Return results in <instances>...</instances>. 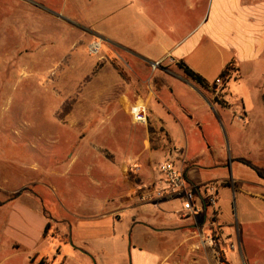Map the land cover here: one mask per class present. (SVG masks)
<instances>
[{"label": "crops", "instance_id": "crops-1", "mask_svg": "<svg viewBox=\"0 0 264 264\" xmlns=\"http://www.w3.org/2000/svg\"><path fill=\"white\" fill-rule=\"evenodd\" d=\"M2 1L9 8L22 3L29 8L42 5L54 19L74 23L103 39L107 53L128 59L123 60L127 77L111 61L98 71L93 67L91 89L105 84L106 92L97 88L91 97L96 102L106 101L105 113L98 114V103L96 115L92 111L86 123L82 110L74 111L68 119L72 122L67 125L70 130L89 133L82 136L84 146L72 162L85 155L84 168L95 188L81 190L79 197L86 200L68 207L67 215L49 213L52 223L68 227V237H45L53 247L30 258V264H94V260L97 264H169L167 257L152 246L158 234H191L198 240L192 247L209 250L211 256L207 258L219 264L215 251L201 243L211 233L213 211L207 199L212 194L209 187L215 184L219 209L215 228L226 244L227 264H240L233 255L237 250L232 252L227 247L237 236L221 217L231 197H236L241 220L264 219V177L255 169L264 170V92H247L244 79L246 69L250 71L264 57V3ZM25 9V14L30 11ZM26 20L25 31L31 30L25 37L32 40L38 33ZM160 60H164L161 66L153 69L152 64ZM181 64L201 76L206 85L189 77ZM233 73H237L236 84L244 83L243 92L231 91L224 80L215 84L218 77L230 78ZM119 86L123 87L121 92ZM82 93L81 100L87 99V93ZM136 103L145 105L147 125L133 123L129 109ZM168 160L181 168L196 188L202 212L195 220L180 217L178 196H156L162 189L160 168ZM132 161L137 170L130 168ZM50 166L49 162L46 168ZM35 179H43L41 184L47 186L43 175L37 174ZM32 187L33 178H26L16 188L0 178L1 191L31 195ZM41 195L43 191L37 190L36 196ZM239 250L244 263L240 244Z\"/></svg>", "mask_w": 264, "mask_h": 264}, {"label": "rangeland", "instance_id": "rangeland-1", "mask_svg": "<svg viewBox=\"0 0 264 264\" xmlns=\"http://www.w3.org/2000/svg\"><path fill=\"white\" fill-rule=\"evenodd\" d=\"M257 1L264 3V0ZM4 3H0V129H3L0 134V178L6 179L11 188L18 187L26 178H33L35 187L30 188L31 195L23 193L16 199H12V193L0 190V264H30V258L53 247L44 237L49 213L67 215V209L86 200L79 197L81 190L86 192L95 188L84 168L85 155L72 162L76 154L79 157L85 143L81 140L89 133L70 130L67 125L72 122L68 119L74 111L82 110L86 113L83 119L86 123L92 111L96 115L98 103L101 104L100 108L96 107L98 114H104L106 101L96 102L91 97L98 90L106 92L105 84L91 89L94 71L111 61L120 66L117 67L119 73L127 77L123 60L128 59L107 53L103 49V39L74 23L54 19V15L41 8L42 5L29 8L22 3L18 8L15 5L9 8ZM25 8L32 13L25 14ZM26 19L38 33L32 40L25 37L31 30L25 31ZM95 41L102 42L97 55L90 51ZM247 71L244 76L247 92H264V57ZM234 77L237 73L222 79L231 91L243 92L244 83L239 86ZM121 88L123 90L119 86L118 92ZM83 91L88 98L81 100ZM49 162L51 166L46 168ZM37 174L48 179L47 186L41 184L43 179H35ZM37 190L43 191V195L36 196ZM231 199L221 219L238 237L231 241L237 245L236 252L231 250L235 252L236 261L264 264V219L241 220L236 197ZM52 234L68 237V227L51 223L48 238ZM156 236L152 246L163 258L167 257L169 264H215L211 257L207 258L209 250L192 247L198 240L192 239L191 234ZM239 244L246 257L244 263ZM233 255L228 253L230 258Z\"/></svg>", "mask_w": 264, "mask_h": 264}, {"label": "built area", "instance_id": "built-area-1", "mask_svg": "<svg viewBox=\"0 0 264 264\" xmlns=\"http://www.w3.org/2000/svg\"><path fill=\"white\" fill-rule=\"evenodd\" d=\"M101 41H95L90 46V51L92 54L97 55L101 51ZM164 60H160L152 64L153 69H157L161 66ZM223 77H219L216 81V85H221L223 83ZM129 114L132 118V121L135 125H147L148 123V113L144 104L136 103L132 105L129 109ZM130 168L133 170H137L138 166L132 161ZM160 172L162 175V189L156 193V196L161 198L166 195L169 196H178L182 203V207L179 210V215L181 218H193L196 219V216L201 214V209L199 207V196L197 194L196 188L189 182L185 172L178 168L175 163L171 160L164 162L161 165ZM218 186L211 185L209 190L212 191V194L207 199V206L212 208V227L211 233L205 236L201 243L204 246H208L213 249L216 253V259L219 264L221 261V251L225 252L226 244L221 239L220 233L217 228H215L216 218L219 215L218 209V196L216 194ZM145 193H149L148 191ZM229 250L235 251L237 250V245L235 242H230L227 244Z\"/></svg>", "mask_w": 264, "mask_h": 264}, {"label": "trees", "instance_id": "trees-1", "mask_svg": "<svg viewBox=\"0 0 264 264\" xmlns=\"http://www.w3.org/2000/svg\"><path fill=\"white\" fill-rule=\"evenodd\" d=\"M180 67L183 68L184 71H185V73L189 77H191L193 80H195L197 83L201 84L202 86H205L206 85L204 79L201 76H199L198 74H196L195 72H193L190 68H188L186 66H183L182 64L180 65ZM228 70H229V68L227 70H225L222 75H225ZM255 169L257 170V172L259 173V175H261V176L264 177V170L263 169H260L258 167H255ZM20 194H21V192H18V193L13 194V198L12 199H15V198L19 197ZM1 205L2 204L0 203V206ZM51 219L52 218L50 217V221L46 224V228H45V232H44V237H47V234H48V231H49V227L51 226V223H52V220ZM212 229H213V227H212ZM213 230H215V229H213ZM220 253H221V261H222V263H226L227 264V258H226L225 252L224 251H221ZM32 261L34 262L35 260L32 259ZM38 264H45V262L44 261H40Z\"/></svg>", "mask_w": 264, "mask_h": 264}, {"label": "water", "instance_id": "water-1", "mask_svg": "<svg viewBox=\"0 0 264 264\" xmlns=\"http://www.w3.org/2000/svg\"><path fill=\"white\" fill-rule=\"evenodd\" d=\"M71 245L73 246V243H72V241H71ZM94 264H97L95 260H94ZM130 264H131V262H130Z\"/></svg>", "mask_w": 264, "mask_h": 264}]
</instances>
